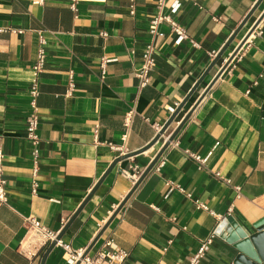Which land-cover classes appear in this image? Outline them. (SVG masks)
I'll return each instance as SVG.
<instances>
[{
  "label": "crops",
  "instance_id": "0c3cea01",
  "mask_svg": "<svg viewBox=\"0 0 264 264\" xmlns=\"http://www.w3.org/2000/svg\"><path fill=\"white\" fill-rule=\"evenodd\" d=\"M37 1L0 0V136L8 192V201L0 202V264H42L51 243L41 246L31 237L27 218L60 234L105 176L62 237L74 250L86 251L136 185L126 172L136 167L142 175L191 111L89 254L113 239L129 252L124 264H189L215 234L200 264H234L239 250L217 233L222 220L233 217L253 234L264 218V19L263 33L247 39L203 94L264 12V0H166L163 9L158 0ZM160 12L185 27L188 38L167 22L159 26L156 66L140 90L136 73L151 41L150 22ZM41 35L47 62L37 100L35 177L27 120ZM132 108L136 114L127 131ZM186 150L212 154L201 169ZM44 264L72 263L56 245Z\"/></svg>",
  "mask_w": 264,
  "mask_h": 264
},
{
  "label": "built area",
  "instance_id": "2783aa9c",
  "mask_svg": "<svg viewBox=\"0 0 264 264\" xmlns=\"http://www.w3.org/2000/svg\"><path fill=\"white\" fill-rule=\"evenodd\" d=\"M39 3L44 2V0L37 1ZM166 4V0H158V7L159 9H163ZM72 8L76 11V2L72 4ZM167 22L170 26L173 32L178 34V36L186 39L188 38V33L185 27L180 25L171 15H165L164 13L160 12L158 13L154 18H152L150 22L149 32L151 34V41L146 45L143 51V62L141 67L136 73V76L139 80L138 87L139 89H143L147 85L150 84L152 79V72L155 69L156 66V44H155V38L159 34V26ZM3 30L0 29V32ZM258 33L262 34V28L259 25L256 30L253 32V34ZM103 35H106L105 32H102ZM252 34V35H253ZM249 39V38H248ZM248 41V40H247ZM245 42V44L247 43ZM40 49L37 55L36 62L33 66V74L34 78L32 80V85L30 88V95H31V107L32 112L27 120V138L32 142L34 145V158H35V166H34V176L36 177L39 171L38 168V158H39V149L38 144L40 142L38 129H39V116L37 114L38 110V97L40 95V76L46 66L47 62V51H46V40L41 35L40 36ZM244 44V45H245ZM194 45L199 46L196 42H194ZM107 64V59L103 58L101 67L103 70V73H105V68ZM74 84L73 82L69 85L68 93H70L73 90ZM136 114V111L134 108L129 110L125 116V124L127 127V131L131 127L133 117ZM97 132V130H96ZM127 134L125 135V137ZM186 154L196 160L200 168L203 169L206 166V163L211 156L212 152L209 153L207 157H202L201 155L192 152L191 150H186ZM4 158L5 153L3 149V143L2 138L0 136V202L5 203L8 201V192L6 188V179L4 178ZM135 173L126 174L134 180V182H137L140 178V172L138 171V168L134 167ZM216 176H218L220 179L226 181L229 183V180L223 178L219 172L215 173ZM168 184L171 186L172 182H168ZM38 187V182L35 179L33 181V192L35 193ZM174 186H171V190ZM239 189V188H238ZM202 207H205L202 205ZM27 224H28V231L31 232V237L39 239V242L41 243V246H45L47 244H50L52 242H57V245H61L65 248V250L69 254L70 262L72 264H77V262H80V264H124L129 256V252L123 248H120L115 245L114 240L110 239L106 242L104 245V248L97 252L94 255L87 254L84 256L85 249H79L74 250L70 243L64 242L62 239L58 240L59 232L53 231L50 228L45 227L41 224V222L35 218L30 217L27 218ZM215 234H213L208 240L203 242L198 249V251L191 257L189 264H200L201 260L207 255L209 252L213 241H214ZM233 264V263H232Z\"/></svg>",
  "mask_w": 264,
  "mask_h": 264
},
{
  "label": "water",
  "instance_id": "95a60500",
  "mask_svg": "<svg viewBox=\"0 0 264 264\" xmlns=\"http://www.w3.org/2000/svg\"><path fill=\"white\" fill-rule=\"evenodd\" d=\"M260 3V2H259ZM258 3V4H259ZM257 4V6H258ZM256 6V7H257ZM256 7L248 14L247 18L245 19L244 23L248 21V19L252 16L253 12L255 11ZM264 19V12L259 17V19L255 22L253 27L250 29L246 37L241 41V43L237 46L233 54L230 56V58L227 60L225 65L221 68L220 72L217 74V76L214 78L212 83L209 85L205 93L210 90L212 85L217 81V79L220 77V75L224 72V70L228 67L230 62L234 59V57L237 55V53L240 51V49L244 46L247 39L253 34V32L256 30V28L260 25V23ZM244 23L242 25H244ZM242 27V26H241ZM236 34L232 36L229 43L234 39ZM229 43L226 44V46L223 48V50L220 52L219 56L222 55V53L225 51V49L228 47ZM217 57V59H218ZM214 65V62L211 64L210 68L205 72L203 77L201 78L200 82L203 80V78L206 76V74L209 72L211 67ZM196 89V88H195ZM194 91V90H193ZM192 94V93H191ZM191 94L185 99V101L179 106V108L176 110V112L171 116V118L168 120V122L162 127L159 135L155 138V143L170 127L174 119L176 118L179 111L182 109L186 101L189 99ZM202 99V98H201ZM201 99L197 102V104L201 101ZM196 107V106H195ZM192 111L189 112V114L186 116V118L182 121V123L176 128V130L169 136L168 140L165 142L163 148L160 150V152L157 154V156L154 158V160L151 162V164L146 168V170L142 173L138 181L136 182V185L131 190V192L126 196V198L123 200V202L120 204V206L117 208V210L114 212L113 216L109 219L107 224L104 226L103 230L100 232V234L97 236V238L92 242V244L86 249L84 256L89 254L90 250L96 243V241L99 239V237L103 234V232L106 230V228L109 226V224L113 221V219L116 217V215L123 209L129 198L132 196V194L135 192V190L139 187V185L143 182V180L147 177V175L154 169L156 164L159 162L160 158L162 157L163 153L166 151V149L169 147L170 143L175 139L178 132L184 125V123L187 121V119L190 117ZM152 143V144H153ZM120 161V159H117L107 170L106 174L110 173L112 169L116 166V164ZM105 177V176H104ZM104 177L100 180V182L97 184V186L94 188L93 192L89 195L87 200L84 202L83 206L86 204V202L92 197L93 193L96 191L97 187L100 185V183L103 181ZM82 206V207H83ZM82 207L74 214L72 219L69 221L68 225L64 228V230L59 234L58 240H61L64 236L65 232L68 230L74 219L77 217L79 212L81 211ZM232 229V233H227L226 229ZM254 228L256 229V232L253 234H248L237 222L233 217H226L222 220L217 233L226 238L229 242L234 243L235 248L239 250V254L236 257V260L234 261V264H264V218L256 222L254 224ZM57 245V242H52L48 248V250L45 253V256L42 260V264L45 263L46 258L50 251ZM77 264H80V262H77Z\"/></svg>",
  "mask_w": 264,
  "mask_h": 264
},
{
  "label": "bare ground",
  "instance_id": "6f19581e",
  "mask_svg": "<svg viewBox=\"0 0 264 264\" xmlns=\"http://www.w3.org/2000/svg\"><path fill=\"white\" fill-rule=\"evenodd\" d=\"M28 244V243H27Z\"/></svg>",
  "mask_w": 264,
  "mask_h": 264
}]
</instances>
